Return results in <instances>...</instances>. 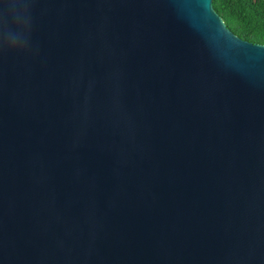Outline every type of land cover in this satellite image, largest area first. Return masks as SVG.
Segmentation results:
<instances>
[{"label": "water", "instance_id": "water-1", "mask_svg": "<svg viewBox=\"0 0 264 264\" xmlns=\"http://www.w3.org/2000/svg\"><path fill=\"white\" fill-rule=\"evenodd\" d=\"M0 264H264V44L213 0H4Z\"/></svg>", "mask_w": 264, "mask_h": 264}, {"label": "trees", "instance_id": "trees-1", "mask_svg": "<svg viewBox=\"0 0 264 264\" xmlns=\"http://www.w3.org/2000/svg\"><path fill=\"white\" fill-rule=\"evenodd\" d=\"M213 6L239 37L264 44V0H213Z\"/></svg>", "mask_w": 264, "mask_h": 264}, {"label": "clouds", "instance_id": "clouds-1", "mask_svg": "<svg viewBox=\"0 0 264 264\" xmlns=\"http://www.w3.org/2000/svg\"><path fill=\"white\" fill-rule=\"evenodd\" d=\"M4 3V0H0V5H2ZM8 51H12V52H18V51H20V50H18V49H16V48H12V49H10V50H8Z\"/></svg>", "mask_w": 264, "mask_h": 264}]
</instances>
